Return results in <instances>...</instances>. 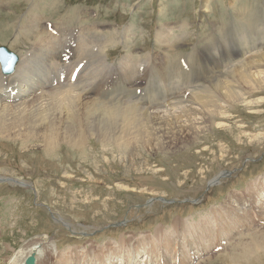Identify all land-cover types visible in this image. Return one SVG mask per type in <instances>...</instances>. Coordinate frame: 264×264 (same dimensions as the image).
I'll return each mask as SVG.
<instances>
[{
  "label": "rangeland",
  "instance_id": "374dc122",
  "mask_svg": "<svg viewBox=\"0 0 264 264\" xmlns=\"http://www.w3.org/2000/svg\"><path fill=\"white\" fill-rule=\"evenodd\" d=\"M31 1L11 0L0 6V45L15 55H24L31 47L25 39L17 47L10 43ZM37 1L40 9L35 14L51 17L53 22L61 14L88 9L95 13L91 22L114 25L119 32L131 28L128 43L120 41L118 32L108 38L106 62L112 65L110 69L120 66L118 62L128 52L141 58L150 54L153 63H162V50L168 46L163 43L161 48L155 34L160 25L168 23L171 34L176 35H172L175 54L157 78L152 75L147 79L138 102L147 99L148 94L153 99L152 90L160 82L169 92L183 91V96L187 90L197 91L214 83L211 77L223 76L220 71L232 69V59L250 45L249 41L264 40V0H207L206 7L204 0ZM251 18L255 23L238 31L240 19L248 23ZM243 29L248 30L250 40ZM252 30L257 38L249 35ZM242 34L244 37H239ZM103 37L99 36L100 40L106 41ZM240 41L243 44L239 45ZM107 67L102 65L101 73ZM196 80L200 83L194 84ZM151 99L149 102H154ZM229 110L230 120L224 128L207 130L187 146L150 154L135 150L122 158L117 150L102 148L97 140L88 143L93 146L91 151L81 153L66 143L52 152L31 141L30 148H25L19 140L0 138L1 260L7 251L9 258L37 240L56 247L53 264L60 260L71 263L74 251L80 255L77 263L100 264L98 260L88 262L89 250L93 249L97 257L101 249L119 247L116 253L122 250L121 237L132 239L137 248L140 242H155L156 250L146 261L148 254L143 249L136 251L135 257L129 256L125 246L116 264L132 263V257L137 264H156L167 253L157 250L161 243L177 253L178 246L183 248L190 239L175 230L174 221L190 224L205 217L210 221L208 213L217 211L232 192H241L247 183L264 177V138L259 134L264 133V104L252 111L236 103ZM10 180L15 184L7 182ZM252 212L255 218L257 214ZM157 229L167 236L161 242ZM105 254L100 256L104 263L108 257ZM109 257L118 260L115 255ZM187 259L190 262L191 258ZM197 261L195 264H201L200 259Z\"/></svg>",
  "mask_w": 264,
  "mask_h": 264
},
{
  "label": "bare ground",
  "instance_id": "6f19581e",
  "mask_svg": "<svg viewBox=\"0 0 264 264\" xmlns=\"http://www.w3.org/2000/svg\"><path fill=\"white\" fill-rule=\"evenodd\" d=\"M10 1L0 0V6ZM39 3L31 1L10 42L17 47L25 39L30 42V51L27 50L24 56L17 55L19 61L11 75L5 76L0 70V138L5 141L19 140L25 148H30L31 142H34L44 151L52 152L59 144L66 143L70 149L85 153L93 147L88 143L97 140L102 148H114L122 158L133 155L135 150L150 154L152 151H170L178 146H187L207 130L224 128L230 120L229 108L233 104L238 103L252 111L264 104V40L249 41L250 45L232 59L235 62L232 69L220 71L223 76L217 74L211 77L215 79L214 83L201 86L197 91L186 89L183 96V91L169 92L160 82L156 90L153 87V99L148 94L147 99L138 102V95L144 91L147 79L152 75L157 78L170 62L171 55L175 54L172 44L176 35L171 34L169 24L160 25L155 34L161 48L163 43L168 46L162 50L164 64L153 63L149 59L150 54L141 58L139 54L128 52L118 62L120 66L110 69L112 65L106 62L108 38L118 32L120 41L128 43L131 28L119 32L114 25L91 22L95 13L88 9L61 14L53 22L51 17L35 14L34 11L40 9ZM206 5L207 0H204L203 7ZM49 19L52 22L49 23ZM252 19L248 23L240 19L242 24H239L238 31L241 27H251L249 25L255 23ZM247 31L244 33L250 40ZM254 31H249V35H255ZM99 36H104L106 41L100 40ZM50 40L55 41V51ZM241 41L239 45L243 44ZM37 52L39 59L34 56ZM102 65L109 69L104 67L102 70L105 71L101 73ZM29 68L34 71H28ZM64 68H68L69 72L59 76L63 79L52 84L43 82L48 69L58 72ZM199 83V80L194 82ZM149 98L154 102H149ZM259 134L264 138V133ZM252 211L257 214L255 218ZM208 214L212 218L210 221L205 217L190 224L178 220L173 222L175 230L179 229L185 239H190L185 247H191L188 250L191 256H188L192 264L202 258L206 259L201 264H264V177L247 183L246 189L241 192H232L217 211ZM158 231L161 230H156L161 242L167 236ZM244 238L245 243L242 241ZM120 239L119 246L122 250L127 246L129 256L143 249L148 257H152L156 250L153 246L155 242H140L141 247L137 248L132 239ZM166 246L161 243L157 248L167 252L159 264H186V256L182 254L180 257L178 252L173 253ZM55 249L51 243L33 241L9 258L7 251L4 259L0 258V264H24L31 255L35 257V264H53ZM117 249L106 247L99 252L101 255L95 253L97 257L91 249L87 253L88 262L100 261V256L106 253L108 258L104 256L106 261L101 260L100 264H116L122 257V250L115 253ZM75 252L69 264H79L80 255ZM114 255L117 261L109 257ZM55 264L65 262L60 260Z\"/></svg>",
  "mask_w": 264,
  "mask_h": 264
},
{
  "label": "water",
  "instance_id": "95a60500",
  "mask_svg": "<svg viewBox=\"0 0 264 264\" xmlns=\"http://www.w3.org/2000/svg\"><path fill=\"white\" fill-rule=\"evenodd\" d=\"M17 58L11 55L5 48H0V62L3 67L5 74H10L12 71V66L16 63ZM35 257L31 255L26 259L25 264H34Z\"/></svg>",
  "mask_w": 264,
  "mask_h": 264
}]
</instances>
